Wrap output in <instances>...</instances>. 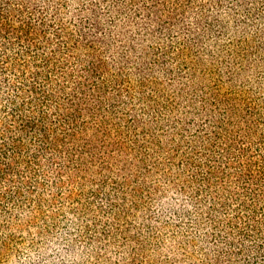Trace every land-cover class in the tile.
I'll use <instances>...</instances> for the list:
<instances>
[{"label": "trees", "instance_id": "16d2710c", "mask_svg": "<svg viewBox=\"0 0 264 264\" xmlns=\"http://www.w3.org/2000/svg\"><path fill=\"white\" fill-rule=\"evenodd\" d=\"M226 1L0 0V264H77L100 232L80 219L120 209L156 168L227 214L224 264H264V138L238 144L236 102L199 83L201 65H238L218 60L221 47L200 59L225 29ZM249 1L230 9L259 13ZM168 215L176 227L188 211ZM30 229L39 242L24 258L18 235Z\"/></svg>", "mask_w": 264, "mask_h": 264}, {"label": "rangeland", "instance_id": "374dc122", "mask_svg": "<svg viewBox=\"0 0 264 264\" xmlns=\"http://www.w3.org/2000/svg\"><path fill=\"white\" fill-rule=\"evenodd\" d=\"M249 2V6L257 7L259 13L250 16L242 10L233 12L230 9L232 0H227L221 14L225 29L221 34L205 39L203 45L199 46L205 56L200 58L203 62L206 61L205 58L211 60L209 52L221 47L227 50L218 53V60L227 63L232 61L239 68L232 70L224 64L216 65L218 71L214 75L210 69L212 64L208 65V69H205L206 65H201L199 73L202 76L199 77V83L205 91L212 92L213 97L223 93L236 102L232 107L242 114L237 115L236 120L234 118L235 127L230 126V130L233 133L234 130L235 133L243 130V135L247 136L237 135L238 144L251 141L253 145H257L264 138V0ZM234 52L240 57L228 60ZM219 72H223L222 75ZM182 74L186 78V73ZM218 77L227 83L221 86ZM252 121L257 122L250 130V138L247 129ZM168 158L166 153L160 154L159 161H167ZM170 169L173 171L171 177L177 178L179 170ZM161 172V168H156L152 174L144 176V188L136 189L133 186L136 179L131 178L128 185L133 186V191L129 189V196L125 200L116 199L120 209L111 210L104 204V209L93 206L88 215L80 219V224L83 225L84 219L85 224L87 221H97L98 225L94 230L100 232L92 235L94 243L81 254L77 264H216L214 258L219 250H227L225 242L221 241L223 238H220L221 230L226 236L230 231L228 225L223 226L227 214L220 210L212 211L213 202L209 196H205L204 201L198 198L192 201L191 195L181 194L179 186L169 184ZM183 174L184 178L187 173ZM114 176L117 177L116 174ZM89 189L88 186L87 190ZM113 190L112 187L108 189L109 192ZM178 206L186 208L188 215L175 227L168 214ZM101 210L107 213L102 214ZM68 215L67 222L73 224L76 215L72 212ZM159 216L160 219H156ZM152 221L153 225H150ZM86 231L80 233L81 236L84 237ZM101 231L111 235L106 237ZM18 238L24 258L30 252V245L34 241L39 242V236L33 229L18 235ZM219 254V262L228 263L227 253ZM6 264H15V257Z\"/></svg>", "mask_w": 264, "mask_h": 264}]
</instances>
